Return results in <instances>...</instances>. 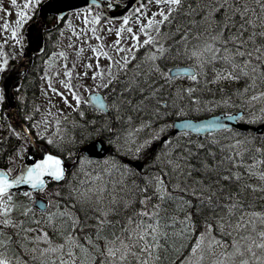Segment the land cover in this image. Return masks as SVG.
Listing matches in <instances>:
<instances>
[{
  "label": "snow or ice",
  "instance_id": "1",
  "mask_svg": "<svg viewBox=\"0 0 264 264\" xmlns=\"http://www.w3.org/2000/svg\"><path fill=\"white\" fill-rule=\"evenodd\" d=\"M10 4L15 20L0 5V32L15 45L34 29L39 47L41 33L50 31L47 13L60 35L63 24L85 42L88 32L98 42L101 31L114 32L116 39L111 51L103 43L89 46L97 58L90 85L61 80L71 100L49 79L48 88L83 121H72L80 137L59 127L67 113L49 111L32 123L37 131L27 149L21 145L8 167L0 168V264H163L170 249L169 264H175V253L184 248L179 264H264V209L254 204L257 193L264 200V134L258 140L246 127L264 121V0ZM51 56L67 59L63 50ZM101 56L108 61L104 67ZM0 57L3 103L10 89L19 91L14 79L21 69L9 64L2 45ZM64 76L72 70L66 67ZM238 81L242 87H212ZM89 113L99 119H88ZM29 131L21 126L17 135ZM36 137L59 154L38 145ZM153 141H159L155 155L134 163ZM27 155L33 161L17 172L11 162ZM250 196L253 202L246 203Z\"/></svg>",
  "mask_w": 264,
  "mask_h": 264
},
{
  "label": "rangeland",
  "instance_id": "2",
  "mask_svg": "<svg viewBox=\"0 0 264 264\" xmlns=\"http://www.w3.org/2000/svg\"><path fill=\"white\" fill-rule=\"evenodd\" d=\"M20 2V0H18ZM0 5H3L5 8L10 9V15H8L6 18L9 19L10 22L15 20V11L12 9V6L10 4V0H0ZM22 6V5H21ZM154 7V4L149 5V8L151 9ZM5 13L0 10V17H4ZM0 23H2V20H0ZM113 25L118 26L119 20L114 19ZM73 24L77 25V31H79V22L76 20H73ZM26 24L24 25L25 28ZM63 30V35H60L59 31L57 33V40H55V44L50 46L49 51L43 58V71L41 76V85H40V92L36 100V106H39L38 109H36V117L32 120V123L38 122L41 120L42 116L46 115L49 111L50 112H56L57 109H62L63 113H71L72 110L68 105H66L62 98L51 91V89L48 88L49 79L52 82V87L58 89L60 92H64V94L68 97L69 100H71V94L67 89L64 88V85L61 83V80H65L66 82H71L73 86L75 87L77 84V80L80 81V83H92V77L91 73L95 70V61L97 58L94 56V54L91 52L90 45H95L97 43H103L105 45V50L111 51V49L108 47L112 42L116 39L115 33H104L103 31L100 32V35L102 36L101 41H97L95 38L91 36V32H88L87 35L89 39L85 42L83 38H78L77 36L72 34V31L70 29L64 28V25L60 28ZM23 30H21V34H23ZM5 40H7V43H3ZM122 43H130V41H122ZM24 41L21 45H15L13 44L12 40L9 38V36H5L2 32H0V45H2L3 53L6 54L9 58V64L14 60H17L23 49ZM69 44H71V47H69ZM77 49H82L79 52V56L77 55ZM61 50L65 51L67 53V59L59 58V57H52L51 54L53 52L59 53ZM113 55H115L113 53ZM51 57L50 62L46 65L44 61H49V58ZM2 58V57H0ZM85 62H91L93 63L92 68H85L84 64ZM99 63L101 67H104L108 61L106 58L101 56L99 58ZM73 64H75V67L73 68ZM70 68L72 70V76L65 77L64 71L65 68ZM80 73H87V75H78ZM47 74V76L45 75ZM123 78V77H121ZM77 91L81 92L82 95H87L83 91V89H77ZM49 101H51V105L49 104ZM261 105L256 104L255 107L258 109ZM2 103H0V111H2ZM62 113H57V116H61ZM49 121L52 120L51 116H48ZM264 121H259L256 123H250L251 125H257L260 123H263ZM41 128H44V125L40 126ZM54 127L47 128V132L54 131ZM32 128V132L35 134L37 129L34 127ZM14 133V131H13ZM17 133V132H15ZM14 133V134H15ZM17 136V134H15ZM21 138L20 140L23 142L21 145H25L27 143V140L23 136H17ZM21 145L19 147H21ZM152 146L157 150L159 148V141L153 142ZM26 147V145H25ZM15 154V153H14ZM16 159L21 160L20 157H16ZM143 161V160H138ZM70 162L71 161H67ZM146 163V159L143 161ZM71 169V168H70ZM69 172V171H68ZM91 223V221H88ZM93 223V222H92ZM43 225V224H42Z\"/></svg>",
  "mask_w": 264,
  "mask_h": 264
},
{
  "label": "trees",
  "instance_id": "3",
  "mask_svg": "<svg viewBox=\"0 0 264 264\" xmlns=\"http://www.w3.org/2000/svg\"><path fill=\"white\" fill-rule=\"evenodd\" d=\"M195 2H196V0H185L186 6L188 3H195ZM61 27H58V28L60 29ZM57 33H58L57 29L50 31L48 38L57 40V38H58ZM169 42H171V41H169ZM49 49H50V46L46 42L43 53L40 55H36L33 58V62L31 63V65L28 67L26 73L24 74L22 82L19 86V91H17V90L14 91L15 100L17 102V112H18L19 118L22 120L23 123H25L28 126V128L30 129L31 132L33 131L31 128L32 127L31 122L36 117V113H37L35 105H36L37 97H38L39 92H40L41 76H42V71H43V58L47 54ZM142 53H143V49L137 50V55H142ZM13 63H15L14 60L10 64H13ZM129 70L131 71V65L129 67ZM243 83H244L243 81L224 82L221 85H218L216 87H223V88H225V90H230V89L235 88V87H242ZM212 87L216 88L215 86H212ZM216 95L219 96V92H217ZM21 96L23 97L22 100L17 99V97H21ZM29 114L31 115V121L25 119V116H27ZM87 118L88 119H93V118L99 119V117H94L91 113L88 114ZM73 120L81 121V118L79 117V115L77 113L71 112L68 114L67 121L62 120L59 127L65 131V133L68 137L75 135L77 138H79L82 130L79 127L73 126V123H72ZM81 122H83V121H81ZM253 135H255L258 138V140L262 136V134L261 135L253 134ZM34 136H35V134H34ZM36 139L40 143H43L48 148V150L51 151L52 153L59 154L58 149H56L52 145H48L47 142L45 140H43L42 138L36 137ZM153 142H158V141H153ZM22 143L23 142L20 140V138H18L13 133V131L10 129L6 118L4 117L2 112L0 111V168H7L8 167V165H9V159L8 158L10 156L14 155L16 149L19 148V146ZM152 144L148 147V149L145 150L144 156L141 157L140 160L144 161L147 156H149V155L152 156V153L155 150V148L152 146ZM65 147L71 148V145L66 143ZM157 150H155V152ZM125 159H127V157H125ZM64 160L70 161L67 158V156L64 157ZM11 163L17 171L20 164H21V160L15 159ZM71 171H72V169H70L68 172L69 178H71ZM13 175H15V172L13 173ZM73 182L75 183L76 181H73ZM61 183L63 184V182H61ZM64 191L66 192L67 189L65 188ZM256 196H257V198L254 201L256 203V204L254 203L255 207L258 209H264V206H263L264 200L259 199V196H260L259 193H257ZM17 198L20 199L21 201L24 199L23 197H21L19 195V193H17ZM251 201H252V197L250 196L245 202L248 203ZM77 208H79V205H77ZM79 215L83 218L84 213L80 212ZM196 219H197L198 229L202 228L203 227L202 221H200L199 217H197ZM91 222L94 223V221H91ZM42 226L46 227V230L49 232V234L51 236H53V239L59 240V237L55 235L54 230L51 227H47L45 225H42ZM14 239H15V237H14ZM185 243L188 244V243H190V241H185ZM172 255H173V253H172V250L170 249L169 252L165 256L163 264H169V258L172 257ZM185 255H187V248L181 249L180 251L176 252L175 253V264H179V260L183 259V257Z\"/></svg>",
  "mask_w": 264,
  "mask_h": 264
},
{
  "label": "water",
  "instance_id": "4",
  "mask_svg": "<svg viewBox=\"0 0 264 264\" xmlns=\"http://www.w3.org/2000/svg\"><path fill=\"white\" fill-rule=\"evenodd\" d=\"M74 2H75V0H74ZM48 18H52L53 22L47 24ZM34 20H35V18L33 19V21H30L26 25L25 29H28L29 24L33 23ZM44 23L46 26H48L50 31L55 29V28H52V25L56 22H55V19L51 13H47V15L44 17ZM60 25H58V27ZM44 33L45 32L41 33V38L39 40V47H37V41L35 38V30L34 29L29 30V32L25 36V42H24L23 50H22L20 57L17 59V61L14 64L11 65V66H20L21 70H20L19 76L15 77V79H14V83L18 84L19 86L22 82L23 76L26 73L28 67L33 62V58L36 55L42 54L44 51V47H45V45H44ZM15 90L16 89H14V88L10 89V92H11L10 97L6 101L3 102V114H4L5 118L7 119L9 126L11 125L10 128L15 132H19L21 129V126L26 127V125L20 120L18 113H17V103L15 100V94H14ZM246 127L248 128L249 131H252L253 134H264V122L260 123L258 125H254V126H252L251 124H247ZM21 136H24L26 139H28L30 137H33V134L29 131L27 136H25V135H21ZM36 142L38 145H42L45 150H48L44 144L39 143L37 140H36ZM26 149H27V147H26ZM28 151H31V149H28ZM32 161H33V157L31 155H27L22 160V163L27 164V163L32 162ZM65 163H67L69 165V168H70L71 164L66 162V161H65ZM134 163L142 164V162H138V161H135ZM19 170H20V167H19L18 171Z\"/></svg>",
  "mask_w": 264,
  "mask_h": 264
},
{
  "label": "flooded vegetation",
  "instance_id": "5",
  "mask_svg": "<svg viewBox=\"0 0 264 264\" xmlns=\"http://www.w3.org/2000/svg\"><path fill=\"white\" fill-rule=\"evenodd\" d=\"M52 22H53V19L52 18H48L47 24L52 23ZM49 33H50V31L44 33V44L47 42V44L49 46H52V45L55 44L56 41L54 39L48 38L49 37Z\"/></svg>",
  "mask_w": 264,
  "mask_h": 264
},
{
  "label": "bare ground",
  "instance_id": "6",
  "mask_svg": "<svg viewBox=\"0 0 264 264\" xmlns=\"http://www.w3.org/2000/svg\"><path fill=\"white\" fill-rule=\"evenodd\" d=\"M215 87H216V86H215ZM257 125H258V124H257ZM252 126H253V125H252ZM252 133H253V132H252ZM259 135H261V134H259ZM155 153H156V152H155V150H154L153 153H152V156H154ZM66 162H67V161H66ZM138 162L145 163V162H143V161H138ZM68 163H70V162H68ZM70 164H71V163H70ZM70 168H71V166H70ZM70 168H69V170H70ZM69 170H68V171H69ZM251 202H253V201H251ZM254 203H255V202H254ZM255 204H256V203H255ZM263 206H264V205H263ZM181 214H182V213H181ZM88 223H89V222H88ZM91 223H92V222H91ZM91 223H90V224H91Z\"/></svg>",
  "mask_w": 264,
  "mask_h": 264
}]
</instances>
